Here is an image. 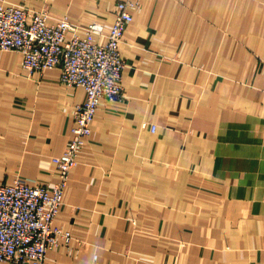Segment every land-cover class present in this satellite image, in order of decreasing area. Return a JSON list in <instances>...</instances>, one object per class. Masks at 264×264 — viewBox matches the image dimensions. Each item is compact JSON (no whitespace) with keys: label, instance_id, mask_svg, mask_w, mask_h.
<instances>
[{"label":"crops","instance_id":"obj_1","mask_svg":"<svg viewBox=\"0 0 264 264\" xmlns=\"http://www.w3.org/2000/svg\"><path fill=\"white\" fill-rule=\"evenodd\" d=\"M116 1L0 0L100 22L99 43ZM119 51L124 98L98 104L54 217L77 251L46 264H264V0H140ZM84 98L0 50V183L56 180Z\"/></svg>","mask_w":264,"mask_h":264},{"label":"built area","instance_id":"obj_2","mask_svg":"<svg viewBox=\"0 0 264 264\" xmlns=\"http://www.w3.org/2000/svg\"><path fill=\"white\" fill-rule=\"evenodd\" d=\"M140 0H117L110 30L105 41L103 25L91 21L85 25L69 21L66 16L50 21L46 8L32 10L22 4L0 2V50H16L29 75L58 68L61 83L81 86L82 102L72 113L70 137L59 155L52 156L57 177L51 185L28 183L16 177L0 183V262L46 264L48 250L71 244L68 230L54 224L68 175L76 163L79 150L90 134V121L101 100L108 103L124 98L121 71L125 60L119 51L122 34L132 20ZM151 131L156 125L143 122ZM93 263L97 262L93 255Z\"/></svg>","mask_w":264,"mask_h":264}]
</instances>
